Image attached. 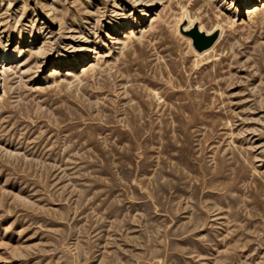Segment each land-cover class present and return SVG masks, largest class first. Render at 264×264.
Segmentation results:
<instances>
[{"label": "rangeland", "instance_id": "obj_1", "mask_svg": "<svg viewBox=\"0 0 264 264\" xmlns=\"http://www.w3.org/2000/svg\"><path fill=\"white\" fill-rule=\"evenodd\" d=\"M0 264H264V0H0Z\"/></svg>", "mask_w": 264, "mask_h": 264}, {"label": "water", "instance_id": "obj_2", "mask_svg": "<svg viewBox=\"0 0 264 264\" xmlns=\"http://www.w3.org/2000/svg\"><path fill=\"white\" fill-rule=\"evenodd\" d=\"M180 31L191 39V45L197 52H201L211 47L219 36L218 28L211 31H205L199 28L197 22H194L188 28L180 26Z\"/></svg>", "mask_w": 264, "mask_h": 264}, {"label": "bare ground", "instance_id": "obj_3", "mask_svg": "<svg viewBox=\"0 0 264 264\" xmlns=\"http://www.w3.org/2000/svg\"><path fill=\"white\" fill-rule=\"evenodd\" d=\"M249 11H250V8L248 7V8H247V12H249Z\"/></svg>", "mask_w": 264, "mask_h": 264}]
</instances>
